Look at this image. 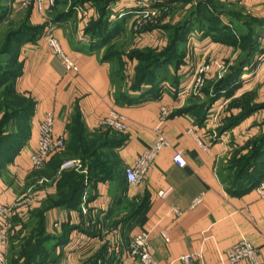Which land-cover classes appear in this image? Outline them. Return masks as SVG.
<instances>
[{
    "label": "crops",
    "instance_id": "0c3cea01",
    "mask_svg": "<svg viewBox=\"0 0 264 264\" xmlns=\"http://www.w3.org/2000/svg\"><path fill=\"white\" fill-rule=\"evenodd\" d=\"M21 1L0 0V24L4 31L23 24L25 31H34L14 46L20 63L14 88L30 95L34 106L19 150L0 163V206L10 209L0 264H25L28 249V259L37 264H141L128 253L131 238L141 231L150 233L152 253L161 264H181L177 258L187 253H201L193 264H224L225 249L241 239L259 249L264 264V196L256 190L264 171L260 181L242 189L228 174L234 150L261 131L263 112L214 135L219 107L227 99L220 96L200 109L202 90L190 97L176 94L204 60L209 63L205 82L220 77L217 69L238 53L229 34L241 37L252 17L264 20V0H157L147 7L133 0H55L51 7L44 0V15L36 3L23 7ZM199 5L186 25L183 62L161 70L165 77L158 95L146 92L145 83L135 88L138 52L163 49L168 31ZM48 30L76 59L77 72L65 70L47 43ZM262 86L258 100L264 99ZM161 107L169 114L159 129L171 146L154 158L144 183L129 184L125 168L155 139ZM47 111L54 115V136H64L65 146L33 168L30 155ZM112 111L126 124L124 131L108 129L116 136L110 147L119 168L110 177L87 175L86 163L66 145L73 121L79 117L85 132L98 133L106 130L98 121ZM175 152L183 165L173 161ZM68 159L78 162L66 171L84 175L79 201L49 205L60 179L55 168ZM167 187V196L157 194ZM198 195L201 201L190 206Z\"/></svg>",
    "mask_w": 264,
    "mask_h": 264
},
{
    "label": "trees",
    "instance_id": "16d2710c",
    "mask_svg": "<svg viewBox=\"0 0 264 264\" xmlns=\"http://www.w3.org/2000/svg\"><path fill=\"white\" fill-rule=\"evenodd\" d=\"M108 1L110 0H106V4ZM75 4V1L72 2L70 8ZM199 10H201V5L190 11L189 15L176 24L172 31H168V41L163 49L156 51L147 48L138 52L137 56L140 62L137 67L135 88H140L145 83L149 87L146 92L151 93L155 90V94L158 95L160 81L165 77L161 70L172 62L176 66L183 62L186 49L182 50V45L187 41L188 32L186 25L190 21L189 18L195 16ZM25 30L26 25L24 24L15 30H9L0 42V86L3 87V97L8 104L0 105V114L3 113L0 116V163H3L6 157H9L8 155L19 150L21 142L27 134L28 116L34 106L30 95L20 93L14 88L15 78L20 72V63L16 59L14 46L23 39L29 38L34 32ZM261 34H264V20L253 17L246 34L238 38L234 33L229 34L228 41L242 53L230 71V75L206 83L211 87L202 89L204 98L199 104L200 109L211 106L220 96H225L224 88L233 85L235 76L239 73L242 74L241 72L246 69V65H243L244 62L251 57L254 59L262 56L264 45L259 43V38H264V35ZM223 40L226 39L223 38ZM254 63L252 64L254 65ZM231 96L220 114L218 132L223 133L252 114L263 112L259 135L249 138L245 144L234 150L228 164V174L231 176L233 186L242 189L260 181L259 179L263 175L262 171H264V99L257 100L256 95L248 91ZM8 124L15 127V130L13 131V127L8 130ZM72 127L71 138L66 145L71 149L73 155L80 157L86 163L87 175H99L101 178L104 175L110 177L118 170L119 162L110 147L116 136L108 131L109 128L98 133L85 132L79 117L74 119ZM109 156L113 157V161ZM57 169H59V165L55 168L56 171ZM59 176L55 195L49 199V205L71 206L79 201L84 175L70 170H62ZM37 230L39 231V228ZM48 236L50 235L48 234ZM27 246L30 245L27 244ZM28 252L25 264H37L32 258L28 259L31 257V249H28Z\"/></svg>",
    "mask_w": 264,
    "mask_h": 264
},
{
    "label": "built area",
    "instance_id": "2783aa9c",
    "mask_svg": "<svg viewBox=\"0 0 264 264\" xmlns=\"http://www.w3.org/2000/svg\"><path fill=\"white\" fill-rule=\"evenodd\" d=\"M156 1L157 0H133L135 5L138 7H147ZM43 2L44 0H22L21 4L22 6L27 7L30 4L36 3L39 13L44 15ZM47 2L49 6L52 7L55 3V0H47ZM47 43L52 48V50L61 57L65 70L77 72L78 65L76 59L71 58L63 51L59 41L51 34L50 30L47 32ZM208 66L209 63L207 61H202L201 65L196 67V69L193 71L192 77L188 83L182 89L178 90L176 94L179 97L198 95L204 86L205 73L209 69ZM168 114V109L166 107H161L155 139L151 145L146 147L136 156L131 166L125 168V178L129 184L139 185L144 183L146 179V173L154 158L161 150L171 146V143L163 136L159 129L160 124L165 120ZM53 124V112L47 111L39 125L37 147L30 155V161L33 168L42 167L45 164L47 158L52 153L61 150L65 146L64 136H54ZM98 126L100 128H109L116 131H124L126 129V124L123 122V119L113 111L108 116L100 119L98 121ZM172 159L177 165L181 166L184 164L183 156L179 152H175L172 155ZM77 162L78 161L76 159L65 160L60 164L59 171L75 168L77 167ZM170 189V187L159 189L157 190V194L161 197H165L170 192ZM256 190L260 195L264 196V180L259 182ZM201 199V195L195 196L191 200L190 206H195L201 201ZM174 211L177 214L180 213L178 209H174ZM9 216L10 209L5 206H0L1 261H5V254L1 247L5 246L7 243L5 227ZM128 253L131 257L137 259L141 264H161L152 253V243L150 233L148 231L136 233L131 238L128 246ZM225 256L226 261L224 264H237L241 259H245L247 264H260L259 249L246 239H241L226 248ZM198 259H202L201 253H187L177 258L178 262L181 264H193ZM165 264H174V260L168 261Z\"/></svg>",
    "mask_w": 264,
    "mask_h": 264
},
{
    "label": "rangeland",
    "instance_id": "374dc122",
    "mask_svg": "<svg viewBox=\"0 0 264 264\" xmlns=\"http://www.w3.org/2000/svg\"><path fill=\"white\" fill-rule=\"evenodd\" d=\"M3 29L4 27L0 24V40L4 39V36L7 32V31H4ZM261 35H264V34H261ZM259 43L261 45H264V38L260 37ZM238 51L239 52L235 54V56L231 60L225 63L224 67L219 68V70L217 69L216 74L218 73V75H220L219 78L230 75V71L236 65V61L238 60V58L240 57L242 53L241 50H238ZM252 63H254V65ZM243 65L244 66L246 65L245 66L246 69H244L241 72L242 74L239 73L235 76L234 78L235 83L233 85H229L226 88H224L223 94L225 95L224 97L227 99V101L223 102L222 106L219 107L218 113H220L223 110V108L226 106V104L228 103L230 99L229 96H231L232 94H233L232 96H237V95H234L237 92L241 94L245 91H248V92L254 93L256 95V99L258 100V94L262 93L263 89H261V87H263L262 85L264 84V57L260 56V57H255L254 59L251 57L246 62H244ZM207 87L210 88L211 85H208V84L206 85V82H204L203 88L207 89ZM2 91H3V87L1 85L0 86V105H3L4 103L7 104V101L4 100ZM2 114L3 113H1L0 116H2ZM7 129L8 130L12 129L11 124H8ZM214 132H215L214 135L220 134V131L218 132V127L214 128ZM258 135L259 133L254 136H258ZM109 157L113 161L112 159L113 157L112 156H109Z\"/></svg>",
    "mask_w": 264,
    "mask_h": 264
}]
</instances>
